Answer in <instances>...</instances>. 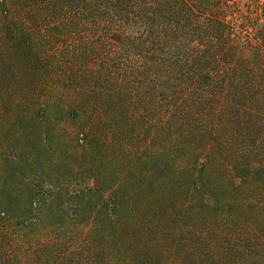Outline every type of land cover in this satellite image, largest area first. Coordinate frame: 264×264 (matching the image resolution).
<instances>
[{
  "label": "trees",
  "instance_id": "16d2710c",
  "mask_svg": "<svg viewBox=\"0 0 264 264\" xmlns=\"http://www.w3.org/2000/svg\"><path fill=\"white\" fill-rule=\"evenodd\" d=\"M215 7L216 0H0L1 92L33 77L50 83L48 93L72 89L67 101L49 94L42 117L51 106L62 121L78 123L94 109L107 125L104 143L157 146L110 187L112 206L104 219L101 211L93 215L75 257L51 253L54 243L38 239L63 230L52 201L45 215L46 202L31 216L0 207V264H185L181 239L168 246L159 240L166 231L145 233L152 228L146 225L151 197L142 191L154 175L172 173L155 162L196 142L203 162L192 168L183 159L184 171L206 175L216 160L217 168L240 177L264 170V27L255 33L261 45L240 46L239 32L213 15ZM37 86L21 88L34 93ZM144 118L153 119L150 130ZM96 123L81 132L86 144L96 138ZM94 176L99 186L90 193L103 194V176ZM179 217L175 210L157 216L165 226Z\"/></svg>",
  "mask_w": 264,
  "mask_h": 264
},
{
  "label": "rangeland",
  "instance_id": "374dc122",
  "mask_svg": "<svg viewBox=\"0 0 264 264\" xmlns=\"http://www.w3.org/2000/svg\"><path fill=\"white\" fill-rule=\"evenodd\" d=\"M216 6L220 10L215 7L213 15L239 32L240 46L261 45L255 33L264 27V0H216ZM241 24L245 27L239 29ZM33 78L19 79L5 92L0 91V207L13 216L21 211L31 216L30 209L46 202L41 210L45 215L52 201L63 215L59 220L63 230L38 239L42 244L54 243L47 248L51 253H72L75 257L78 240L87 243L93 215L101 211L100 219H104V209L112 206L110 187L118 183L129 167L138 168L135 159L157 146L147 145L144 151L146 144L140 141L128 150L116 141L118 138L104 143L107 125L94 109H87L78 123L62 121L63 115L51 106L47 114L44 112L46 119L43 118L42 105L48 95L68 97L72 89H65L69 93H48L45 84L50 83L36 84L38 78ZM32 85H38L35 92L26 93L23 88ZM63 99L67 101L69 97ZM41 117L43 122L38 120ZM93 119L97 123L91 130L96 138L86 144L80 135ZM143 121L146 130L154 125L153 119L149 124L145 118ZM199 147L195 142L190 148L181 149L180 154L155 162L168 165L172 173L154 175L153 185L142 191V196L151 197L146 225L152 228L145 232L146 236L166 231L159 240L168 246L181 239L185 264H264V231L257 228L264 226V170L240 177L217 168L216 160L214 171L197 175L191 170L203 162ZM183 159L191 162L188 172L181 167ZM96 174L103 176V194L90 193L99 186ZM164 177L166 180H161ZM170 210L179 213V220L167 226L165 222L159 224L157 216ZM42 221L43 226H49L47 218ZM210 221L215 222L212 227L208 225ZM178 226L182 227L181 233L173 235L172 229Z\"/></svg>",
  "mask_w": 264,
  "mask_h": 264
}]
</instances>
